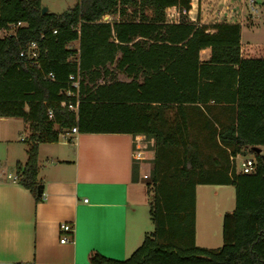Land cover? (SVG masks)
<instances>
[{
	"label": "trees",
	"instance_id": "1",
	"mask_svg": "<svg viewBox=\"0 0 264 264\" xmlns=\"http://www.w3.org/2000/svg\"><path fill=\"white\" fill-rule=\"evenodd\" d=\"M42 7L40 0H0V32L25 24L0 37V118L22 120L28 133L27 160L15 166L17 183L41 202L39 146L57 143L72 128L144 136L154 141L146 185L153 194V232L126 260L91 252L89 264H264V163L252 152L264 147V46L251 56L240 45V25L189 21L194 0H76L62 14L44 15ZM171 8L179 12L176 24L166 22ZM106 15L117 19L100 22ZM31 43L46 50L38 67L19 56ZM205 49L210 58L200 62ZM113 65L127 82L105 81ZM78 74L74 95L69 77ZM76 101L74 114L68 105ZM216 108L230 114L227 123L218 122ZM188 109L206 122L227 159L247 152L256 159L253 173L234 166L230 178L218 181L234 188L235 207L223 217V244L216 250L194 243L195 187L214 180L188 143Z\"/></svg>",
	"mask_w": 264,
	"mask_h": 264
},
{
	"label": "crops",
	"instance_id": "2",
	"mask_svg": "<svg viewBox=\"0 0 264 264\" xmlns=\"http://www.w3.org/2000/svg\"><path fill=\"white\" fill-rule=\"evenodd\" d=\"M227 1H232L231 8L229 4L222 7L218 21L212 24L241 27L246 22L243 0ZM40 2L45 6V0ZM197 12L196 3L195 15ZM250 14L251 20L259 16L254 7ZM203 21L200 23L207 25ZM240 45H243L241 40ZM209 58L210 49L200 52V62H207ZM213 112L219 123L228 122L230 114L225 109L216 108ZM186 114L188 143L197 150L207 177L214 180L213 184L195 187L194 243L198 248L209 250L205 246L207 241L200 240L197 228L199 207H203L207 216L213 215L215 222L233 212L234 188L220 185L218 181L231 177L234 163L218 148L206 122L194 120L193 110H186ZM10 120L13 118H0V146H7L5 150H8L6 157L0 160V264H89L91 252L115 261L126 260L145 236L139 210L150 203L146 197L149 195L146 180H150L153 170L155 152L148 149V142L151 147L152 140L127 134L70 135L69 131L64 132L57 143L49 144L46 149V165L38 173L43 200L35 203L28 190L8 178L15 176L17 163L23 165L27 160L26 152L19 154L8 149L19 142L16 135L12 137L2 126ZM21 122L19 131L26 127ZM203 149L208 152L204 153ZM39 156L40 150L38 165ZM234 159L236 162L237 157ZM8 166L13 169L12 173L4 171ZM235 170L238 173L236 166ZM143 176L148 178L143 179ZM205 191L214 194L202 196L200 204L199 192ZM221 191L227 192V197L218 196ZM62 223L73 228V235L64 244L59 243L58 227ZM219 230L208 228L214 237L222 233ZM216 245L221 247L218 241Z\"/></svg>",
	"mask_w": 264,
	"mask_h": 264
},
{
	"label": "rangeland",
	"instance_id": "3",
	"mask_svg": "<svg viewBox=\"0 0 264 264\" xmlns=\"http://www.w3.org/2000/svg\"><path fill=\"white\" fill-rule=\"evenodd\" d=\"M192 2V0H191ZM227 2V3H226ZM211 0V1H206L203 3L199 4V0H194L195 3V9H196V3L198 6V12L195 15V13L193 12V14H189L188 13V20L192 21L191 19H193V23L197 24L198 26H207V25H214L212 24L214 21H218L219 18V13L222 7L227 6L229 4L228 8H231V2L226 0ZM45 8H48V12L51 14H62L64 12H66L67 10H69L70 8H72L75 4H76V0H45L44 2ZM263 3L264 0H253V6L254 9H257L259 12V16L258 18H256L255 16L253 17V19L251 20L252 16L250 14V8L249 6V2L247 0H243L242 3V10L243 13L245 15V20L246 22L243 23V25L241 26V43L244 46H247L249 48V54L251 56L254 55L256 49L258 47H262L264 46V8H263ZM192 8V7H191ZM165 17H166V22L170 23V22H175L178 23L179 21V12L173 8L171 9H167L165 12ZM204 20V21H203ZM203 21L205 23H207V25L201 24L200 22ZM217 24V23H215ZM13 32V31H12ZM0 37L4 38L6 37V33H3L2 31L0 32ZM260 45V46H258ZM72 49H77L78 44L75 42L73 44L70 45ZM258 46V47H257ZM108 70L111 73L110 77H107L105 79V81H109L110 79H115L117 81H121V82H127L128 79L122 75L121 73H119L116 69L115 66H109ZM22 120L20 119H13L10 120L9 122H6L5 124H2V126L6 129H8L11 132L12 137L14 135H16L18 137L19 142L17 144H12L11 146H9L8 149H12L18 151L19 154H21L22 152H26L27 150V143L23 142L28 133L25 129H22L21 131L20 128L22 127ZM18 131V133H16ZM20 138H23V141H20ZM145 138V137H144ZM145 140L151 141L152 139H147L145 138ZM151 147L149 146V142H148V149L152 150L154 149V141L152 140L151 142ZM6 145V144H4ZM7 146H0V160H2L3 158L6 157L7 155V151L5 150ZM47 147H49V144H41L39 146V150H40V156H39V169H41V167H45L46 163L45 161H47V157H46V149ZM260 155H264V147H260ZM204 151V153L208 152L207 150L205 151L204 149L202 150ZM9 153L10 150H9ZM243 158H250V153L247 152V154L245 156H243V154L239 155L236 159V167L237 170H240V164L241 161L243 160ZM6 173H12L13 169L11 167H6V169L4 170ZM147 183H149V180H146ZM152 192V191H151ZM214 193L211 191H205V192H199V202L201 204V201L203 200L202 196L204 197L205 195H213ZM218 196L225 198L227 197V192L225 191H221L218 192ZM147 199L149 202L152 201L153 199V194L149 193V195H146ZM139 213L142 214L140 216V221L142 223V229L144 232V235L150 234L153 232V226L151 224L150 218H149V206H145L144 208H140ZM222 221L223 218L220 220H216L213 218V215H206L205 210L203 209L202 206L199 207V215H198V222H197V228H198V232H199V236H200V240L202 241H207L205 244V246H207L209 248V250H216L219 247L216 245L217 241L220 244V246H222V234L219 233L218 236L214 237L213 235H211V232H208V228L210 226H212L215 228L216 230L220 231L219 229L222 230ZM212 231V230H211ZM199 240V241H200ZM201 242V241H200ZM200 244H203L202 242Z\"/></svg>",
	"mask_w": 264,
	"mask_h": 264
},
{
	"label": "built area",
	"instance_id": "4",
	"mask_svg": "<svg viewBox=\"0 0 264 264\" xmlns=\"http://www.w3.org/2000/svg\"><path fill=\"white\" fill-rule=\"evenodd\" d=\"M249 2V7L251 8V10H253V0H248ZM175 10V8H173ZM113 19H117L115 17L112 16H104L101 18L100 22L103 23H111V21ZM170 23H175V22H170ZM25 26V24L23 23H18L15 26H10L7 30H2L3 33H6V36L12 34V31H14V29L18 28V27H22ZM56 32H53V34H55ZM41 51L43 52V54H46V50L45 49H41L40 45L37 43H31L30 45H28L26 47V49L22 50L19 54L20 58L24 59L25 61H27L28 63L32 64L35 67H38L39 65V58L41 55ZM48 78L53 81V76L49 75ZM79 82H80V76L79 74L74 77L71 76L69 77V84L71 85V87L75 90V94L74 95H78L79 92ZM69 95H73L71 93H68ZM78 104L79 102L76 101L74 104H69L68 105V110L71 111L74 114H77L78 111ZM48 117L49 119L52 118V113L49 112L48 113ZM70 135H77L78 131L77 128H72L69 131ZM24 139L21 138V141H23ZM246 154H244L243 156H245ZM260 155V154H259ZM136 158H139V155L136 154L135 155ZM238 157V156H237ZM261 157H264V155H261ZM230 161L234 163V166H236L235 164V159L234 158H230ZM256 168V159L254 156L250 155V158H243V160L241 161L240 164V170L238 171V173H242V174H251L255 171ZM11 178L14 182H17V178L16 176L14 177H8ZM147 176H143V179H147ZM86 202V201H85ZM59 230V243L64 244L68 242V237L73 235V228L71 227V225L69 224H65L62 223L59 225L58 227Z\"/></svg>",
	"mask_w": 264,
	"mask_h": 264
},
{
	"label": "water",
	"instance_id": "5",
	"mask_svg": "<svg viewBox=\"0 0 264 264\" xmlns=\"http://www.w3.org/2000/svg\"><path fill=\"white\" fill-rule=\"evenodd\" d=\"M46 13H47V8L42 7V9H41V14L44 15V14H46ZM252 152L255 153V154H260L261 150H260L259 147H255V148H252ZM262 160H263V163H264V157H262ZM42 193H43V186L40 185V186L38 187V189H37V195H38V196H41Z\"/></svg>",
	"mask_w": 264,
	"mask_h": 264
}]
</instances>
